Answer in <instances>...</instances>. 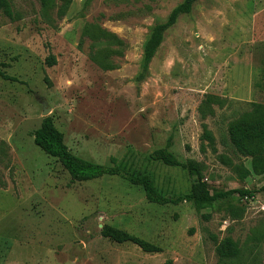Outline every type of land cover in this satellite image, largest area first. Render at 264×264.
<instances>
[{
	"label": "rangeland",
	"instance_id": "1",
	"mask_svg": "<svg viewBox=\"0 0 264 264\" xmlns=\"http://www.w3.org/2000/svg\"><path fill=\"white\" fill-rule=\"evenodd\" d=\"M8 1L13 18L0 11V264H264V174L242 178L250 158L228 138L233 120L264 105V0H196L164 32L142 78L152 26L182 0H71L62 14L59 0ZM46 116L74 154L125 159L162 195L188 193L200 178L210 193L254 196L199 209L149 202L118 176L73 181L33 142ZM169 137V150L195 169L149 159ZM103 225L161 251L113 242ZM226 237L239 248L235 259L216 253Z\"/></svg>",
	"mask_w": 264,
	"mask_h": 264
},
{
	"label": "trees",
	"instance_id": "2",
	"mask_svg": "<svg viewBox=\"0 0 264 264\" xmlns=\"http://www.w3.org/2000/svg\"><path fill=\"white\" fill-rule=\"evenodd\" d=\"M39 1L43 6H49L52 3V0ZM59 1L61 3L60 13L62 14L71 0ZM195 2L196 0H182L170 11L165 21L155 23L152 26L143 49L141 78L147 72L148 65L162 42L164 32L175 24L179 16L189 14ZM0 11L4 16L10 19L13 18V9L8 0H0ZM46 61L49 65L55 63V59L52 57H48ZM0 76L6 78V75L2 72H0ZM252 106L251 111L233 120L228 127V138L231 147L238 155L250 158L251 161V170L243 168L240 171L242 178L251 172L258 175L264 174V105L252 104ZM204 137L209 141L212 139L208 131L204 132ZM33 142L46 154L56 158L73 181H87L102 176H118L132 185L141 186L146 199L159 205L193 202L197 208L201 209L210 207L215 201L227 199L235 193L241 197L254 196V192L247 189H231L210 193L206 184L200 178L188 193L162 195L157 191L152 178L148 174H138L132 171L129 162L125 159L118 160L111 157V164H99L74 154L65 144L63 133L56 128L50 116L44 117L40 126L34 131ZM170 146L171 138L169 137L164 147L156 149L148 155L149 159L166 166L195 169L196 166L191 161L187 163L180 162L169 150ZM192 231L193 229H190V233ZM100 233L116 243H132L144 252L161 251L159 246L113 226L103 225ZM216 253L220 259L231 260L238 256L239 248L231 238L226 237L219 241ZM164 264H173V261L168 258Z\"/></svg>",
	"mask_w": 264,
	"mask_h": 264
},
{
	"label": "water",
	"instance_id": "3",
	"mask_svg": "<svg viewBox=\"0 0 264 264\" xmlns=\"http://www.w3.org/2000/svg\"><path fill=\"white\" fill-rule=\"evenodd\" d=\"M46 112H47V111L45 110L44 113L46 114Z\"/></svg>",
	"mask_w": 264,
	"mask_h": 264
}]
</instances>
